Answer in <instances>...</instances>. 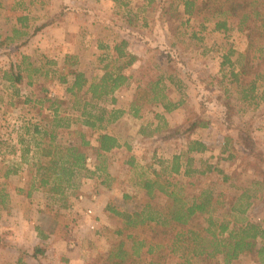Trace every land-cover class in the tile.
Returning <instances> with one entry per match:
<instances>
[{"label":"rangeland","instance_id":"374dc122","mask_svg":"<svg viewBox=\"0 0 264 264\" xmlns=\"http://www.w3.org/2000/svg\"><path fill=\"white\" fill-rule=\"evenodd\" d=\"M176 3V0H155L153 4L147 0H0V42H5L6 37L12 34L18 15L33 18L26 22V25L31 24L30 34L19 38L21 42L30 40V44L25 43L15 51L11 46L1 45L0 54L6 57V51H11L12 59L19 64L24 55L27 57L25 62L38 69L31 74V82L27 78L28 71L22 70V81L11 85L1 77V69L7 63L0 60V236L15 242L17 240L11 237L15 235L13 232L20 234L24 231L32 247L36 227L47 235L59 227L58 230L64 233L60 237L65 236L60 240L67 239L58 243L50 242V239L38 242V245L42 243L44 252L35 258L29 252L18 255L14 249L0 246V264H97L96 258L100 253L108 250L112 240L118 238L112 232L122 225L121 218L109 212L107 206L134 211L146 202L164 205L162 195L150 198L140 188L139 174L152 176V170L159 168L160 160L170 159L175 153L183 154L188 139L203 141L207 149L185 153L183 168L186 157L190 156L195 168L205 169V163H208L231 176L228 181H223L216 172L195 174L189 179L195 183L189 191L213 189L221 194L219 199L225 202L226 208L230 200L247 189L251 205L246 217L264 226V183L258 184L261 178L264 179V166L256 158L262 152L264 155V99L260 100L259 94L264 88V53L256 58L251 49L250 68L236 81L230 72L239 73L245 61L246 31L238 30L234 20L229 30H215L213 20L205 22L200 15L189 17L179 14ZM52 18L51 26L33 34L35 29ZM122 39L128 42L127 49L140 59L128 70L134 73V80L129 86L117 90V102H108L106 107L127 111L138 95L145 97L146 101L147 83L159 75L165 79L169 97L175 101L181 99L182 103L168 113L163 112L159 105L152 106L154 111L164 114L165 121L154 117L145 105L141 117L134 118L125 113L107 126L105 131L117 135L121 147L105 156L107 173L98 171L82 179L79 185L81 195L70 197L67 208L60 207L58 202L43 193L33 198H20L27 190L29 170L33 167L30 164L37 151L25 133L24 125L42 124L36 108L28 106L25 99L40 95L42 85H45L52 97L63 100L62 108L68 109L66 112L76 115L79 108H74L73 103L84 98L82 95L75 100L66 91V85L54 78L44 82L42 64L51 59L61 65L66 54L75 55L80 60L76 67L90 78L93 74L102 73L105 63L102 58L108 52L105 46L112 48ZM24 66L26 64L21 63V67ZM45 67L56 68L51 64ZM257 73L261 76L255 81L253 97L243 99L242 89L256 79ZM244 120H249L248 128H252L258 143L257 151L252 154L243 149L235 137L237 127ZM191 121H202L206 126L189 133L186 129ZM163 122L171 128L170 131L163 127ZM157 126L161 127L155 131ZM75 128L91 134L80 124L72 125V129ZM69 135L66 132L61 134L66 141L73 139ZM94 137L95 133L92 134V143L95 142ZM27 147L29 150L24 153L22 150ZM132 156L135 165L130 167L127 161ZM97 162L90 155L87 165L93 170ZM13 168L15 173L3 176L7 169ZM175 178L186 180L181 174ZM12 208L14 211L25 210L29 226L22 227L21 217L14 211L15 223L12 224L8 213ZM126 233L120 237L124 238ZM133 233L137 236L151 235L150 230L133 229ZM130 246L131 240L126 239V247L129 249ZM151 258V254H143L133 257L130 264H151ZM164 259H168V264L180 263V259L167 253ZM191 264L204 262L193 259ZM236 264L255 263L251 257L242 256Z\"/></svg>","mask_w":264,"mask_h":264},{"label":"trees","instance_id":"16d2710c","mask_svg":"<svg viewBox=\"0 0 264 264\" xmlns=\"http://www.w3.org/2000/svg\"><path fill=\"white\" fill-rule=\"evenodd\" d=\"M155 0H147L153 4ZM177 12L184 13L189 17L202 16L205 22L213 20L215 30L227 31L235 21L238 30L246 31L248 46L243 53V61L240 72H230V75L238 81V76L249 68L250 51L260 58L264 53V0H176ZM182 7V11L180 8ZM234 20V21H233ZM16 21L21 26H26V15H18ZM54 18L42 24L38 30L52 24ZM12 35L6 37L5 42L0 46H11L12 51L20 48L26 43L21 42L20 36L27 37V32L13 27ZM20 41V42H19ZM19 42V44L17 43ZM102 60L105 63L101 74H93L87 77L83 70L76 67L78 59L75 55H65L63 62L59 65L56 61L47 59L42 64V77L44 82L56 79L59 83L66 85V91L75 100L84 95L83 101H74L73 107L79 108V113L74 115L62 108L63 100L52 97L48 88L42 85L40 95L27 97L25 103L36 108L38 116L42 118V124L26 123L25 133L30 136L34 146L37 148L36 157L30 166V180L26 196L30 197L33 191H39L50 199L59 203L62 208L70 205V197L81 195L79 185L82 179L93 176L96 172L107 173L105 156L121 147L117 135L106 132L110 124L117 121L123 114L128 113L134 118L141 117V111L146 108L154 113V117L164 120V114L154 111L152 106H160L163 112L168 113L175 110L181 103L172 100L168 95V87L165 79L159 75L154 80H149V92H144L148 97L134 98L128 110L121 108H107L106 103L115 104L117 99L115 92L122 87L129 86L134 80V73L128 72L140 59L135 53L130 52L128 42L125 39L115 43ZM11 49V48H10ZM258 55H255V54ZM9 58L7 68L1 70L3 80L11 85L22 81V70L28 71L27 78L32 80L31 74L38 69L31 67V63L25 62L27 57L22 55L21 62L14 61L11 51H6ZM22 64L26 66L21 67ZM51 64L56 68H48L45 65ZM247 83L242 89L243 99L251 98L256 91L255 81ZM168 79H170L168 77ZM171 80V79H170ZM169 80V81H170ZM142 83L141 81H139ZM139 87V85H137ZM264 98V88L260 91ZM196 119V118H195ZM249 120H244L237 127L236 140L247 150L249 154L257 151L258 143L253 136L252 128H248ZM187 131L192 133L197 127H205L202 121H191ZM80 124L91 131L88 135L84 130L75 128L72 125ZM163 127L170 131L165 122ZM161 126H157L159 130ZM184 129V131H185ZM177 131V130H176ZM66 132L73 139L66 141L61 134ZM95 133L94 143L92 134ZM140 133L145 134L144 131ZM37 138H39L37 140ZM206 144L199 139H188L186 151L175 153L170 159L160 160L159 168L152 170V176L139 174V186L152 198L155 195H162L165 199L164 205L151 204L146 202L139 210L126 211L117 206L108 205L107 210L121 218V226L112 233L118 237L113 239L111 246L104 253L96 258V263L105 264H130L133 257H141L143 254H151V264H168L164 259L166 253L180 259L179 264H191L193 259L201 260L204 264H236L242 256H249L255 264H264V226L261 222H253L247 219L246 213L251 205V196L247 189H243L235 199L224 208V201L220 193H215L210 188H199L198 191L189 188L195 183L189 180L193 175H206L216 172L223 181H228L231 176L212 164H206L205 169L192 166V157L187 156L182 167V157L185 153L203 152ZM29 150H22L24 153ZM93 155L98 161L94 169H90L87 161ZM256 156L264 166V157ZM130 167L135 165L133 156L127 161ZM257 169L258 166L255 165ZM264 168V167H263ZM16 169H7L3 176L8 177L15 173ZM183 175L186 180H178L176 175ZM105 183V181H102ZM261 178L258 184L262 185ZM20 191H23L20 189ZM56 227L54 234L56 239H63L64 234ZM133 229L143 231L150 230L151 235H134ZM42 238L44 233L36 227ZM125 237L123 235L124 232ZM126 239L131 240V246L126 247ZM1 247H11L12 244L0 236ZM18 246V245H16ZM42 243L34 244L32 247L23 249L16 247L21 253L29 252L30 256L38 257L43 253ZM143 253V254H142ZM21 260V258H20Z\"/></svg>","mask_w":264,"mask_h":264},{"label":"crops","instance_id":"0c3cea01","mask_svg":"<svg viewBox=\"0 0 264 264\" xmlns=\"http://www.w3.org/2000/svg\"><path fill=\"white\" fill-rule=\"evenodd\" d=\"M182 11V10H181ZM26 18H27V22L28 21H30V20H32L33 18H30L28 15H26ZM31 26V24L30 25H26V26H24V27H21V24H19L17 21H16V18H15V24L12 26V28L13 27H17L18 29H21V30H27L26 32H27V36H28V34H30V32L28 33V29H29V27ZM51 26V25H50ZM49 27V26H48ZM46 28L47 27H44V28H42V30H40V31H45L46 30ZM39 33V32H38ZM11 34V33H10ZM12 35V34H11ZM11 35H9V36H11ZM37 35V34H36ZM30 44V40H27L26 41V45H29ZM25 47V46H24ZM67 55V54H66ZM2 56V59H0V60H2V62H4V63H7V66H8V58H7V56L5 57V56H3V55H1L0 54V57ZM65 57V56H64ZM77 57V56H76ZM78 59V61H80L79 60V58H77ZM7 66L5 67V66H3L2 67V69L1 70H3V69H5V68H7ZM52 94V93H51ZM260 94V97H262L261 96V92L259 93ZM261 99H264L263 97L262 98H260V100ZM24 193V192H23ZM36 194H40V192L39 191H33L32 192V195L30 196V197H28V196H26V193H24V196H22V197H20V198H23V199H27V198H33ZM26 197V198H25ZM81 198V197H80ZM22 200V199H21ZM24 200H22V202H23ZM14 209L15 208H12L8 213L10 214L9 215V219H11V221H12V224L14 225V223H15V220H14V217L12 216V212L14 211ZM14 212H16V214H18V215H20V217H21V225H22V227H26L27 225L29 226V221H28V217H27V215H26V212H25V210H15ZM19 220V221H20ZM15 235H11V237L12 238H14L13 240L15 241V240H17V241H15V242H12L10 239L8 240L11 244H12V246L10 247V248H12V249H14L16 252H17V254L19 255V254H21V252L16 248V247H21V248H23V249H26V248H28V247H30V243H29V241H28V237L25 235V233H24V231H21V233L19 234L17 231H14L13 232ZM31 236V235H30ZM30 236H29V240H30ZM33 245L34 244H36V243H38V242H42V241H44V242H46L47 240H49L50 239V242H54V243H58V242H61V241H66L67 239H64V240H58V239H56L55 238V234H54V230L52 231V232H50L48 235L47 234H44V237L41 239V234H40V232L38 233V231L37 230H35V232H33ZM20 240V241H19ZM31 242V241H30ZM16 245H18V246H16ZM19 261H20V258L18 259Z\"/></svg>","mask_w":264,"mask_h":264}]
</instances>
